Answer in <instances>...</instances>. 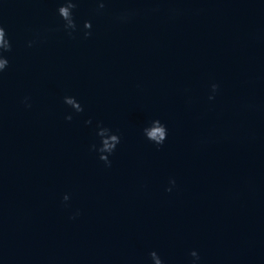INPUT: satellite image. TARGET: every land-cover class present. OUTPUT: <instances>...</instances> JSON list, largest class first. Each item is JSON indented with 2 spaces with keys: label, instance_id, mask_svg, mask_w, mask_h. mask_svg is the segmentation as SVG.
<instances>
[{
  "label": "water",
  "instance_id": "1",
  "mask_svg": "<svg viewBox=\"0 0 264 264\" xmlns=\"http://www.w3.org/2000/svg\"><path fill=\"white\" fill-rule=\"evenodd\" d=\"M61 2L0 0V264H264V0H74L88 38Z\"/></svg>",
  "mask_w": 264,
  "mask_h": 264
},
{
  "label": "clouds",
  "instance_id": "2",
  "mask_svg": "<svg viewBox=\"0 0 264 264\" xmlns=\"http://www.w3.org/2000/svg\"><path fill=\"white\" fill-rule=\"evenodd\" d=\"M76 8L77 4L74 2V0H62V2L59 3L56 8V15L62 21L61 27L68 36L71 37L74 33L79 32L82 33V36L84 38H88L92 35V22L91 20H84L82 25L78 24L75 14ZM103 8V0H100L98 9ZM35 42V40H29L27 41V46L32 47ZM11 50V39L5 27L0 25V74H3L9 67V58L6 53L11 52ZM218 87L219 86L216 83L211 84L212 94L209 95V100H212L214 98V94L216 93ZM27 100L28 98L25 97V104L26 106L30 107V105L27 104ZM63 103L72 108L76 113H80L83 111L81 103L75 96L65 95L63 97ZM73 105H75V107ZM65 119L71 120L72 115L69 114L65 116ZM86 123H91V121H86ZM149 128H157L161 131L156 132L153 138L152 134H146L148 133ZM95 135L99 138L98 143L91 144L89 150L94 151L97 154V158L102 161L106 167H110L112 163V161L110 160V156H112L116 151L117 146L121 142V137L117 132H114L111 128L103 125L102 122H97ZM142 135L148 142L159 147L164 144L168 137V128L167 125L160 119H153L142 128ZM168 183L169 187H167L165 190L170 192L172 190L171 186L175 185V180L170 178ZM62 199L63 201H68L69 195L65 193ZM78 214L79 211L77 210L75 215ZM190 257L192 258L190 264H200L201 258L195 249L190 251ZM149 260L150 264H165V261L155 250H152L149 253Z\"/></svg>",
  "mask_w": 264,
  "mask_h": 264
}]
</instances>
